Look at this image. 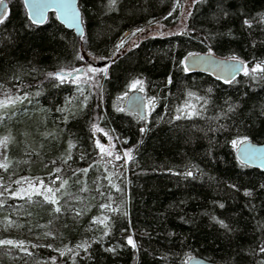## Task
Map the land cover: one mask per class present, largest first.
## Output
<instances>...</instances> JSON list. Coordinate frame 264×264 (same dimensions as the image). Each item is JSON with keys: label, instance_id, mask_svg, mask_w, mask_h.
Returning <instances> with one entry per match:
<instances>
[{"label": "trees", "instance_id": "obj_1", "mask_svg": "<svg viewBox=\"0 0 264 264\" xmlns=\"http://www.w3.org/2000/svg\"><path fill=\"white\" fill-rule=\"evenodd\" d=\"M183 1L78 0L86 50L116 54L92 86L59 75L81 63L71 30L52 14L34 26L4 0L0 264H264V171L232 144L264 142V72H252L264 68V0H193L183 30L118 51L127 31L176 24ZM194 52L244 60L248 74L188 73ZM133 89L145 119L124 109Z\"/></svg>", "mask_w": 264, "mask_h": 264}, {"label": "water", "instance_id": "obj_2", "mask_svg": "<svg viewBox=\"0 0 264 264\" xmlns=\"http://www.w3.org/2000/svg\"><path fill=\"white\" fill-rule=\"evenodd\" d=\"M21 3L30 24L34 26L42 25L47 21L49 14H52L61 25L74 33L77 40L80 41L85 37L82 12L78 0H21ZM65 4L71 12L78 13L76 19L64 15L62 6ZM6 9L7 4L4 2L3 5H0V15L4 14ZM37 10H42V17L37 16ZM33 18L39 19L40 22L33 23ZM88 61L92 66L102 67L104 65L108 66L112 62V58L99 59L96 62ZM183 66L188 73H200L218 81L231 82L244 71L245 62L238 58L233 60L232 58L218 56L212 52H194L185 56ZM82 72L83 68L78 67L70 73L61 72V74L71 79ZM124 109L129 114L145 119L146 103L143 92L138 89L129 91L124 101ZM244 146L253 150L251 158H246L240 150V147L243 146H238L235 148L237 159L244 165L264 171V142L260 143L247 139V144ZM186 264L220 263L194 255L186 261Z\"/></svg>", "mask_w": 264, "mask_h": 264}, {"label": "rangeland", "instance_id": "obj_3", "mask_svg": "<svg viewBox=\"0 0 264 264\" xmlns=\"http://www.w3.org/2000/svg\"><path fill=\"white\" fill-rule=\"evenodd\" d=\"M192 1L193 0H184L183 3L179 5L178 7L179 12H180L179 20L176 24L168 25L170 26L169 28L168 27L166 28L165 24L161 20H157L155 22L150 23L146 27L137 28V29L132 30L131 32L129 31L125 32L117 43V46L118 45L120 46V47H117L119 49L118 51H120L123 48V46L126 45L125 43L127 42V40L131 42L133 39H135L138 36H141L142 34L152 35V34L160 33L161 31L164 33H168V32H175L178 30H183L185 27L186 19L190 11V7L192 5ZM3 15L4 14L0 16H3ZM115 55L116 54L114 52V55L111 56V58L113 59ZM78 57L81 60L79 67L83 68V72L75 75L70 80L75 84H89L92 86H94V84H98L101 78L106 74L108 67L107 65H104L102 67L92 66V64L88 60L96 62L99 59H106L107 57H97V56L90 54L86 50L83 40H81L79 47H78ZM74 70L75 68L66 69L62 71H67L68 73H70ZM101 129L102 128L100 127H96L93 130L94 137L96 140L95 143L97 144L98 149H100L103 153L110 154L114 148V141L110 136L106 135L107 137H105L104 135H102ZM103 136L105 138H103Z\"/></svg>", "mask_w": 264, "mask_h": 264}, {"label": "snow or ice", "instance_id": "obj_4", "mask_svg": "<svg viewBox=\"0 0 264 264\" xmlns=\"http://www.w3.org/2000/svg\"><path fill=\"white\" fill-rule=\"evenodd\" d=\"M113 2H114V0H113ZM3 3H4V0H0V5H3ZM62 9H63V13H64L65 16H69V17H71L73 19H76L78 17V13L71 12L68 9L66 4L62 6ZM37 16L38 17H42V10H37ZM3 19H4V17L0 16V23L3 22ZM32 22L33 23H39L40 20L36 19V18H33ZM245 23L247 24L248 22L245 21ZM140 31H142V30H140ZM117 47H120V46L118 45ZM232 59L235 60L236 58L232 57ZM233 70L235 71L236 69H233ZM185 71H187V69H185ZM258 71L264 72V68H261V66L259 64H257L255 67L252 68V72H258ZM245 74L246 75L248 74L247 68H245ZM60 78L62 79V77H60ZM121 111H123V110L121 109ZM194 114H195L194 112L193 113H189V115H194ZM177 119H179V117H177ZM144 131H145V129L141 128V132H144ZM232 144H233L234 147L243 146V147H240V150H241L242 154L246 158H251L253 150L248 148V147H246V146H244V145L247 144V138H244L243 140H233ZM186 175L191 176L192 173L188 172V173H186ZM262 187H264V186H262ZM245 195H250V193L245 192ZM220 207H223V205H220ZM57 211H59V209H57ZM221 224H222V222H221ZM222 226H224V225L222 224ZM8 243H10V241ZM128 243L129 244L133 243L131 237H129ZM110 251H111V249H110ZM261 251H264V249H261Z\"/></svg>", "mask_w": 264, "mask_h": 264}]
</instances>
